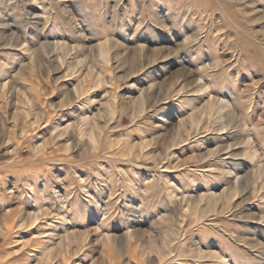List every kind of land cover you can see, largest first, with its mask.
Wrapping results in <instances>:
<instances>
[{
    "label": "rangeland",
    "instance_id": "1",
    "mask_svg": "<svg viewBox=\"0 0 264 264\" xmlns=\"http://www.w3.org/2000/svg\"><path fill=\"white\" fill-rule=\"evenodd\" d=\"M0 264H264V0H0Z\"/></svg>",
    "mask_w": 264,
    "mask_h": 264
},
{
    "label": "bare ground",
    "instance_id": "2",
    "mask_svg": "<svg viewBox=\"0 0 264 264\" xmlns=\"http://www.w3.org/2000/svg\"><path fill=\"white\" fill-rule=\"evenodd\" d=\"M215 106V105H214ZM208 109V108H207ZM181 126V125H180ZM182 127V126H181ZM209 197V196H208ZM210 198V197H209ZM209 200H211V199H209ZM212 201H213V199H212ZM215 201V200H214ZM199 202H201V201H199Z\"/></svg>",
    "mask_w": 264,
    "mask_h": 264
}]
</instances>
